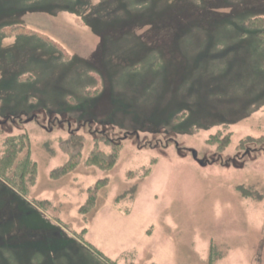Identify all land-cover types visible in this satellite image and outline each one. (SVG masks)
I'll return each instance as SVG.
<instances>
[{"label": "rangeland", "instance_id": "rangeland-1", "mask_svg": "<svg viewBox=\"0 0 264 264\" xmlns=\"http://www.w3.org/2000/svg\"><path fill=\"white\" fill-rule=\"evenodd\" d=\"M259 16L264 0H0V156L22 137L35 165L25 195L0 179V264H264Z\"/></svg>", "mask_w": 264, "mask_h": 264}, {"label": "trees", "instance_id": "trees-1", "mask_svg": "<svg viewBox=\"0 0 264 264\" xmlns=\"http://www.w3.org/2000/svg\"><path fill=\"white\" fill-rule=\"evenodd\" d=\"M245 26L249 27L253 30H255L260 38H264V18L263 17H253L249 18L245 22ZM24 140V139H23ZM23 140L22 137L18 138H7L4 141V151L2 155L0 156V179H2L7 184H10L15 189H17L18 193L25 195L27 194L29 185L33 183V180L35 179V165L29 163L28 155L24 157H19V153L23 146ZM83 140L80 136L71 134L65 142L62 143L63 146L69 145L70 147H73L72 151L69 154V159L66 165L56 170L53 174L57 176H62L67 172V170H70L71 167L76 165L77 158L80 155V147L82 146ZM117 147V145H116ZM93 155H99L96 152L91 153L89 158V163L93 157ZM115 155H110L103 161L100 158L99 155V164L105 169H110L115 161ZM93 165L94 162H92ZM105 183V181H103ZM103 182H98L96 184V187L93 192L89 191V197L87 199V202L85 205L81 208L80 212L85 214L94 204V196L95 191L97 188L101 186ZM103 185V184H102ZM216 256H210V259L212 261L213 258ZM209 262V264L211 263Z\"/></svg>", "mask_w": 264, "mask_h": 264}]
</instances>
